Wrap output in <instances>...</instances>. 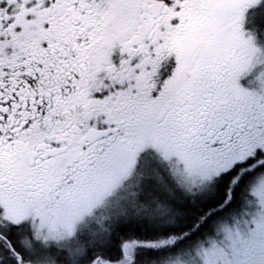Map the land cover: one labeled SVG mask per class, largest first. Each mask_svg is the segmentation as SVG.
I'll use <instances>...</instances> for the list:
<instances>
[{
  "label": "snow or ice",
  "instance_id": "obj_1",
  "mask_svg": "<svg viewBox=\"0 0 264 264\" xmlns=\"http://www.w3.org/2000/svg\"><path fill=\"white\" fill-rule=\"evenodd\" d=\"M0 264H264V0H0Z\"/></svg>",
  "mask_w": 264,
  "mask_h": 264
}]
</instances>
